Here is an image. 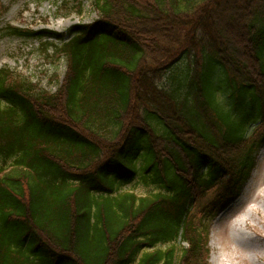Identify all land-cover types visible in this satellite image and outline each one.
Masks as SVG:
<instances>
[{
  "label": "trees",
  "instance_id": "1",
  "mask_svg": "<svg viewBox=\"0 0 264 264\" xmlns=\"http://www.w3.org/2000/svg\"><path fill=\"white\" fill-rule=\"evenodd\" d=\"M92 5L67 34L6 28L67 71L55 93L0 71V264H209L191 212L254 167L264 0ZM137 179L160 192H121Z\"/></svg>",
  "mask_w": 264,
  "mask_h": 264
},
{
  "label": "rangeland",
  "instance_id": "2",
  "mask_svg": "<svg viewBox=\"0 0 264 264\" xmlns=\"http://www.w3.org/2000/svg\"><path fill=\"white\" fill-rule=\"evenodd\" d=\"M97 19L92 0H0V32L3 35L0 40V71L8 70L28 80L40 91L55 93L66 74V62L59 61L51 50L46 53L45 46L38 40L5 36L6 28L46 29L62 34L77 23H92ZM186 66L182 63L181 68ZM248 133L250 139L256 138L260 143L255 166L248 179L222 196L216 192L200 194L191 212L195 218H199L201 212L208 213L203 221L209 228V264H252L251 260L264 264V121L250 124ZM121 192L146 197L160 191L137 179ZM236 221L251 239L250 246L238 244L232 237L231 228ZM185 247L187 244L179 240L159 245L156 249L166 252L175 248L179 258ZM141 256L142 253L138 259Z\"/></svg>",
  "mask_w": 264,
  "mask_h": 264
},
{
  "label": "bare ground",
  "instance_id": "3",
  "mask_svg": "<svg viewBox=\"0 0 264 264\" xmlns=\"http://www.w3.org/2000/svg\"><path fill=\"white\" fill-rule=\"evenodd\" d=\"M264 202V192H263V199ZM254 210V209H253ZM243 221H246V217L243 218ZM231 235L232 237L237 241L238 244H242L245 247L250 246V244L252 243L251 239L246 235V233L243 232L241 225L239 222H235L231 228ZM257 257V254H255ZM252 264H256V262L254 260H251Z\"/></svg>",
  "mask_w": 264,
  "mask_h": 264
}]
</instances>
